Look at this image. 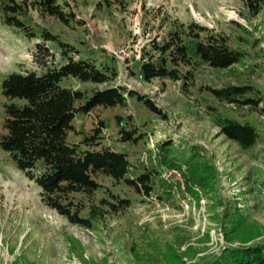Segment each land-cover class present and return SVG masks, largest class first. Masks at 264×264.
I'll use <instances>...</instances> for the list:
<instances>
[{
    "label": "rangeland",
    "instance_id": "obj_1",
    "mask_svg": "<svg viewBox=\"0 0 264 264\" xmlns=\"http://www.w3.org/2000/svg\"><path fill=\"white\" fill-rule=\"evenodd\" d=\"M62 2L73 16L68 25L29 9L22 19L34 29L33 39L0 22V83L13 72L40 75L66 63L58 44L43 40L44 32L70 46L75 52L68 57L73 60L112 68L116 77L106 84L68 78L61 86L87 96L110 87L127 88L152 102L161 115L128 99L124 109L97 108L86 116L77 115L75 132L68 141L80 143L102 122L100 145L127 155L130 176L146 168L156 170L155 191L151 196H138L122 183L101 179L102 187L92 196L95 202L104 199L120 206L118 201L126 200L128 207L106 216L90 230L79 228L47 208L38 189L0 151V264H83L78 254L94 264H196L226 247L264 239V115L220 103L206 90L254 83L264 99V14L244 18L242 0ZM173 24H197L221 33L247 55L240 64L222 71L209 69L192 57L196 65L187 68L192 74L189 81L145 83L137 75L141 51L149 50L153 42L160 44ZM182 40L192 50L196 41ZM37 45L44 46L53 58L39 52ZM3 102L0 95V120ZM208 107L254 125L259 142L241 151L220 134L207 115ZM133 128L141 134L140 140L123 142L120 130ZM164 146L167 158L174 159L178 167L160 164ZM203 161L214 164L219 192L206 195L194 186L197 195H192L184 176ZM150 241L157 253L149 249Z\"/></svg>",
    "mask_w": 264,
    "mask_h": 264
},
{
    "label": "trees",
    "instance_id": "obj_2",
    "mask_svg": "<svg viewBox=\"0 0 264 264\" xmlns=\"http://www.w3.org/2000/svg\"><path fill=\"white\" fill-rule=\"evenodd\" d=\"M242 4L246 19L264 14V0H242ZM65 7L68 5L62 0H0V22L25 38L33 39L36 35L34 29L22 19L29 9L33 8L41 17H52L68 25L73 16L65 11ZM262 25L264 27V19ZM42 37L45 42L57 43L67 61L58 69L47 68L40 75L13 72L1 80L0 95L4 102L0 151L7 156L15 171L38 189L47 208L65 218L70 225L90 230L106 216L128 207L126 200H119L120 206L104 199L95 202L92 196L102 187L101 179L122 183L135 195L151 196L158 175L156 170L146 168L130 176L127 155L100 145L102 122L80 143H70L68 137L75 132V117L86 116L97 108L124 109L128 99H136L153 114L161 113L152 102L127 88L110 87L87 96L61 86V82L68 78L103 85L114 79L116 72L106 66L98 68L90 60H73L68 57L69 53L75 52L70 46L46 32ZM182 37L196 41L192 50L184 44ZM37 48L49 59L53 58L44 46L37 45ZM246 55L245 51L234 48L229 37L221 33L197 24L186 27L173 24L160 44L153 42L149 50L142 49L137 75L145 83L154 80L189 81L192 74L187 68L196 65L192 57L209 69L222 71L240 64ZM206 90L220 103L239 109L246 107L264 115V99L254 83ZM206 111L220 134L241 151L246 152L259 142V132L251 123L223 116L213 107L206 108ZM120 131L123 142L136 143L141 138L135 128ZM161 150L160 164L178 167L174 159L167 158L166 146ZM187 173L184 179L190 194L197 195L194 186L206 195L219 192L218 173L212 162L203 161L195 170L189 168ZM241 222L240 218L237 223ZM147 245L152 252H158L153 241ZM78 257L83 264H94L84 260L82 254ZM196 264H264V239L247 246L226 247L218 255L201 258Z\"/></svg>",
    "mask_w": 264,
    "mask_h": 264
}]
</instances>
